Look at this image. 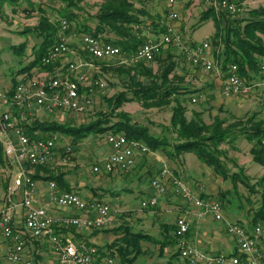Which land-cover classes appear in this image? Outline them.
Returning <instances> with one entry per match:
<instances>
[{"label":"built area","instance_id":"built-area-1","mask_svg":"<svg viewBox=\"0 0 264 264\" xmlns=\"http://www.w3.org/2000/svg\"><path fill=\"white\" fill-rule=\"evenodd\" d=\"M183 0H168L171 7ZM205 4L218 16L221 14L239 16L243 12V3L239 0H204ZM172 19L179 16L176 12L170 14ZM63 28L68 22L63 20ZM44 57V65L66 61L55 74L48 72L21 80L12 94L0 92V142L3 145L6 162L12 163L17 169L14 174V189L3 208L0 210V264H34V259L27 256V247L32 241H47L52 248L59 264H117L116 259L108 256L99 259L97 249L86 242L78 243L67 233L70 229L103 230L111 223V206L99 200L87 201L78 193L62 191L53 181L49 186V202L60 208L75 209L81 215H70L57 218L46 206L40 205L36 198V167L48 166L58 148V135L49 137L44 134L37 138L28 135L26 125L39 115L53 113L83 114L91 107L90 92L94 89L105 90L107 84L90 73L94 67L90 61L79 57L69 60L72 54L69 43L59 38ZM83 51L95 61H108L122 57V49L106 43L102 37L85 35L82 39ZM179 47L186 58L195 65H202L206 71L221 74V64L207 57L209 42L192 46L185 45L182 34L170 26L167 33L157 42H147L133 53L129 60L123 63L152 62L160 56L165 46ZM264 76V63L261 65ZM264 86V78L255 86ZM253 85L248 84L239 73L236 64H230L225 72L223 92L227 97L247 96ZM83 89V90H82ZM192 102H197L193 98ZM38 135V133H36ZM107 141L112 150L103 165H95V173L110 175L127 174L136 165L138 155L150 153L146 143L129 139L122 133L110 132ZM72 147L64 149L62 161L67 164L71 160ZM169 179V181L167 180ZM170 183V185H169ZM152 186L156 195L141 202V209L155 208L159 199L165 197L171 190L184 201L191 203L197 209L198 217L211 215L218 222H225L227 233L236 241L238 253H209L192 245L188 240L191 222L187 216L177 220L176 238L180 255L189 264H262L264 255L260 247L262 229L260 226L252 229L236 221L227 220L222 203L214 197H201L204 189L201 186L194 189L182 179L177 178L164 168ZM171 187V188H170ZM21 191L23 208V223L16 221L17 202L13 195Z\"/></svg>","mask_w":264,"mask_h":264},{"label":"rangeland","instance_id":"rangeland-1","mask_svg":"<svg viewBox=\"0 0 264 264\" xmlns=\"http://www.w3.org/2000/svg\"><path fill=\"white\" fill-rule=\"evenodd\" d=\"M130 1L134 3L136 10H139V16L142 15L141 17L148 18L146 20H149L150 17L154 16L153 14L155 13L153 10L155 0ZM102 3L103 0H85L80 3L81 9H74V12L77 14V18L71 22L66 20L68 22L67 29L63 28V18L59 14V10H62L64 8L63 4L61 3L51 2L50 0H16V5L12 3H5L0 5L1 80L3 81V79L6 78L8 86H12V80L15 77H18V75H20V70L29 65L34 60L35 55L33 46L35 43L41 42L42 40L37 36V33L34 31V28L42 22L43 18L49 19L50 22L54 23L58 27L57 37L66 39V41L69 43L71 50H74L72 46L74 42L75 44H77V41H75L77 36L79 37L81 33H84L80 31V29L84 28V24L95 25L97 23L95 17L98 14L100 5ZM192 3L193 2L190 1L188 3V6H191ZM50 4L57 7L58 11H54L50 7ZM168 7L172 11L175 9H181L180 3L175 5L174 7ZM142 13H144L146 16H143ZM241 14L239 16H235L233 18L228 19L231 22L244 21V23L256 18L264 20V0H245V2H243V12ZM224 20L225 19H223V21ZM89 30L92 31L91 28H89ZM215 30L216 29L214 21L212 18L201 19L199 17L189 23L188 27L186 28L185 35L187 38L189 37L190 39H193V41L203 42L204 40H213L215 36ZM86 34L89 35L88 32H86ZM72 35H75L74 39H71ZM257 35L261 37L264 44V34L262 32H257ZM41 44H39L37 48H40ZM22 45L24 46V51L22 53H16V51L12 48L13 46H17L20 48V46L22 47ZM212 46L215 56L223 52L224 44L216 45V42H213ZM256 57L262 65L264 63V57ZM67 58L73 60L74 56L69 55L67 56ZM214 58L216 60V57ZM122 60H124V58L120 57L110 61H104L107 63V70H104L103 68H101V66L98 65V63H101L103 61H91V63L94 64L97 70V73H94L95 76L98 79L103 80L107 84V88L105 90L94 89L92 92H90L89 96L91 97L92 104L87 112L83 114L63 112L59 113L56 116L54 115V117H51L49 119H54L62 123L72 122L73 125L78 126L96 121L103 114V117L105 115H109L110 112H112V110L114 109V100L119 96V94L128 90V88L125 87L126 85H124L126 77L116 72L115 70L121 66L136 67L141 63L134 62L125 64L122 62ZM176 60L178 61V68L175 70V73L171 75L170 78L173 84L182 87V84L184 85L187 82H190V78L181 73L182 71H186V68L189 67L190 62L187 60V58L186 60L182 61H180L179 58H176ZM145 67L152 70L154 76L160 75V59H157L152 62H145ZM141 80L144 84H149L150 81L149 78L146 77H141ZM18 81H20V79H18ZM260 81V75H254V78L250 82V84L253 85L251 93L247 96H242L244 97L243 100L245 101V109L240 114L238 119L246 120L249 117L253 116V114H257L258 118H256V120H259L262 119V117L264 116V90H260L261 86H255ZM0 92L4 93L5 91L3 88L0 87ZM129 96H132V94L130 93ZM194 97L197 98V102L192 103L191 101ZM173 106L174 105L172 104L166 105L162 108H146L144 104L139 101H131L123 103L121 107L114 112V114L123 112L131 118L132 124H135L137 127L139 126L148 128L150 132L157 137L166 136L170 141V145L165 151L159 149L156 152H150L148 154H143L139 156L142 161L144 160V162L143 169L138 170V174H140L145 168H149V171L146 172L143 176H141V179L155 178V175L158 176L160 172L166 167L170 171H172V173L177 178L182 179L195 189V187L198 186V182H196L195 180L196 178L191 176L193 179L189 180L187 177H185L187 176L186 171H182V169H185L184 166L186 165L190 168L195 167V165H197V167L203 166L204 170H211V173L206 172L202 178L204 182H208L206 191L210 194H213L216 190L217 193L213 194V197L218 196V194H225V205L228 204L233 206L231 207L230 211L228 205H226V208H228V210H225L226 208H224L223 205L224 210L227 212L226 214H228L229 217L231 216L230 218L232 220L236 222L240 221L242 222V224L243 221H251L254 215L256 214L257 210H259V208L262 207L264 204V166H260L259 163L254 162L256 166L260 167L257 170L254 169L250 171V175H247L244 170L242 172L241 170L236 168V171L241 174L243 179L247 178L249 180L250 186L248 187L245 183L239 182L237 183L238 185L235 187L234 182L231 180L232 175H229L230 178L228 180L223 179L222 176H220V173H222V170L220 168L219 170H216L215 166H208L195 153H180L181 157H179V155L175 156L174 158L171 157L168 154V151H173L172 145L174 144L176 134L172 132L171 128L167 129V127H169L171 123ZM187 106V115L189 118L192 117L193 112H201L203 120L208 124L213 123L217 118H226L229 120V123H232L235 120L232 119L230 115L225 113V109H223V107L225 106L222 107L221 105H219L218 102L213 103V99L208 100L205 97H200L197 94L191 98H188ZM110 117H112L114 121L117 120L116 115ZM45 119L48 118L43 117V120ZM108 133L109 132L105 134L92 133L88 137L83 138L76 143L77 145L80 144V148L87 155L86 157H82V155L78 156V163L82 167V171L84 173L91 175L92 167L95 162L98 161V159L96 158L106 156L107 153H109L107 148L111 150L107 141ZM52 134L58 135V138H63L64 140H62V143L64 141L66 143L67 141L72 146H75V144L72 143V138L68 135L61 133V131ZM252 146V142H250L245 136L239 134L236 139L232 140V143L225 142L223 145H221L218 154L221 157L222 162H224L232 172L233 167L238 165V162L241 161L247 163L249 160L252 159V154L250 152ZM95 150L97 153L98 151L101 153L98 157H96V154H93ZM3 157L5 160V154L3 155ZM65 167L70 168L68 167V165L64 166L63 168ZM72 168H74V170L76 169L75 167ZM12 175V170L8 166L6 167L0 162V202H2V198L11 191H9V187L11 182L13 181ZM215 175H219V178L217 179ZM233 210H235V212H232ZM241 217L246 220L239 219ZM121 220L122 218L117 221L120 222ZM154 221L155 223L153 224V226H146L142 225L141 222L138 220L137 222H139V224L136 223V227L138 226V228H141L143 226H146L144 227L146 232L153 235H159V229L156 226L160 221V216L156 217ZM212 223L214 222L212 221ZM258 226H260L262 229V235L260 237V247L264 255V222L260 223ZM152 263L166 264L165 262L162 263L161 257L157 256L152 261L147 260V257H141L138 259L136 264ZM34 264H36V260H34ZM38 264H40V262H38ZM262 264H264V260L262 261Z\"/></svg>","mask_w":264,"mask_h":264},{"label":"crops","instance_id":"crops-1","mask_svg":"<svg viewBox=\"0 0 264 264\" xmlns=\"http://www.w3.org/2000/svg\"><path fill=\"white\" fill-rule=\"evenodd\" d=\"M190 1H192L193 3L191 4V6H188V3ZM168 6V0H155L153 10L155 13L153 14L154 16L150 17L149 20H146L148 18L141 17L142 15H140L141 21L144 22L140 37L141 39L145 40V42L160 41L167 29L172 26L182 34L185 45L192 46L195 44H201L202 42L193 41V39H190L189 37L187 38L185 35V31L189 23L199 17L201 19L212 18L216 29V21L213 15H209L207 18H204L205 14L210 10L209 7L205 4L204 0H183L180 3L181 9L179 8L180 10H173V12H176L179 16L177 19H172L170 17L172 10ZM142 14L143 16H146L144 13ZM96 26L97 23L95 25L84 24V28L80 29V31L84 32L83 30L87 29L88 32H90L89 28H91L93 31V29L95 30ZM86 32L81 33L79 37L77 36L75 40L77 41V44H75L74 42L72 46L74 49L72 50L71 54L74 56L73 60H77V57H79L85 61H95L88 57V55H86V53L83 51L82 39L86 35ZM214 35L215 36L213 40L203 41L210 43V49H208L206 54L209 59H214L215 57L212 43L216 40V30ZM108 36L111 38H115V35L113 34H110ZM74 37L75 35H72L71 39H74ZM41 43L42 40L41 42L35 43L33 46V50ZM169 50L175 52L174 60L177 63V69L178 61L176 60V58H179V60L182 61L186 60V56L183 55L179 47L167 45L163 49L164 53L162 52V58L166 57V52ZM131 55L132 54L123 53L122 58H124V60H122V62L129 60ZM189 62V67L186 68V71H182L181 73L190 78V82H187L184 85L182 84V87L189 90L198 91L197 93L191 94L189 97L191 98L197 94L200 97H205L208 100L213 99V103L218 102L222 107L225 106L223 107V109H225V113L230 115V117L233 116L232 119L236 117L238 118L245 109V101L243 100L244 97H227L224 94L223 87L225 81V73L223 71L221 72V74L208 72L202 65H195L191 61ZM57 64L59 65L56 66L54 72L34 68L30 72H24L25 74L20 73L17 79H20V81L27 80L32 78L33 76L45 72L55 74L59 71L61 66L66 64V61L61 60L55 65ZM90 73L95 76V74L97 73L95 66L91 68ZM6 80L7 79L4 78L2 81L0 77V87L4 89V93H8L12 88V86H8ZM260 90H264L263 85H261ZM58 114L59 113L39 115L38 118L31 120V122L26 125V129H28V126H31V124L36 121L44 122L46 120H49L55 122L56 120H50L49 118L54 117V115L56 116ZM43 117H47L48 119L43 120ZM262 119H264V116L262 117ZM56 122L62 123L60 121ZM37 133L39 134V131H37ZM62 140L64 139L60 138V141L58 142V148L56 153L54 154L52 162L48 166H46L49 171L37 172L38 167L34 169V176H37L35 180L37 188L35 193L36 198L40 205L46 206L49 212L57 218H62L64 216L70 215H81V212L75 209L60 208L52 205L49 202V194L51 192L49 184L51 181H53L50 176L55 177L64 175L63 180L65 181V185L60 187L56 183V181H53L57 184L60 190L67 191L65 189L69 188V191L78 193L83 199L87 201L99 200L108 203L111 206L112 211L111 223L106 228H104L103 230L70 229L66 231L70 234V236H72L74 241L78 243L86 242L89 245L94 246L98 251L100 257L99 259H104L108 256H112L116 259L117 264H136L138 259L141 257H147V260L152 261L157 256L161 257L162 263L165 262L166 264H189L180 255V251L177 246V240L174 235V228H177V218L181 216H187L188 220L191 222V229L189 232L188 240L192 245L197 246L209 253H238L236 241L227 233L225 222H218L214 218H212L211 215L198 217L197 209L191 203L184 201L180 196L172 193L171 191L165 197H161L159 199L158 205L155 208H148L145 210L141 209V202L156 195V189L152 186V182L153 180L158 178L160 174L158 176L155 175V178L141 179V176L148 172L149 168H145L140 174H138V170L143 169L144 162V160L142 161V159L139 157L140 155L137 156L136 165L134 167L135 169L133 168L134 170L131 171L133 173L129 172L122 175H110L106 173H95L93 171V168L97 164L103 165L107 158L110 156L111 150L107 148L109 153H107V155L104 157H98L101 153L99 151L97 153L95 150L93 154H96V157H98L96 159H98V161H96L93 165L92 174L89 175L82 171V167L78 163V156H87L86 153L83 152V150L80 148V144H76L78 141L74 142L72 139V143L75 144V146H72L67 141L66 143L65 141L62 143ZM68 146L72 147L71 160L69 163L64 164L62 158L64 149ZM181 154H178L179 157H181ZM254 162L255 161L253 160V157L247 163L240 161L237 163L238 165L233 167V171L231 173L237 172L236 168H238L239 170H244L247 175H250V171L254 169L257 170L260 166H262L261 164L260 166H256ZM67 165L70 168H63ZM4 166H8L12 170L13 181L11 182L9 187V191L11 190L10 193L6 194L2 198V202H0V210L5 205L7 196H10L9 194H11L14 189V174L17 169L10 162H6ZM72 167H75L76 171ZM184 168L186 170L182 169V171H186L187 176L184 175L185 177H187L189 180L193 179L191 176L196 178L195 180L196 182H198V186L195 188H200L202 186L204 189V194L210 197H213L212 195L217 193L216 190L213 194L208 193L206 191L208 182H204L202 180L203 175L206 172L211 173V170H204L203 166L197 167V165L192 168L186 165L184 166ZM215 177L218 179L219 175H215ZM167 180L169 181V179ZM13 200L18 204L16 210V221L21 225L23 223V220L21 219L23 217V208L20 205V202L22 200L20 190L13 195ZM228 206L229 210L231 211V207L233 206ZM228 208H226L225 210H228ZM225 210V218L227 220L234 221L230 218L231 216L229 217V215L226 214L227 212ZM232 212H235V210H233ZM157 215L160 216V221L156 226L159 229V235H153L146 232L144 227L153 226V224L155 223L154 219L158 217ZM120 218H122V220L118 222L117 220H119ZM239 219L246 220L242 217ZM138 220L142 225L146 226H143L141 228H138V226L136 227V223L139 224V222H137ZM212 221L214 223H212ZM243 223L247 228L252 229L249 225L248 220L243 221ZM128 229L134 233L148 234L150 235V239L140 241L132 240L129 244V242L124 241V234ZM164 230L165 232H163ZM134 245H136V248L133 250ZM120 248H122L125 252L120 251ZM27 256H31V258L36 260V264H38V262H40V264H59L52 252L51 245L47 241H32L31 243H29L27 247Z\"/></svg>","mask_w":264,"mask_h":264},{"label":"trees","instance_id":"trees-1","mask_svg":"<svg viewBox=\"0 0 264 264\" xmlns=\"http://www.w3.org/2000/svg\"><path fill=\"white\" fill-rule=\"evenodd\" d=\"M15 1L16 0H0V5L5 3L16 5ZM50 1L63 4L64 8L59 10V14L63 20L71 22L77 18L74 9H81L80 3L85 0ZM244 1L245 0H239L240 4ZM50 7L54 11H58L57 7L52 4H50ZM138 12L139 10H136L134 3L130 0H103L98 14L95 17L97 20L95 30L88 32V30L85 29L83 31H87L89 35L95 37H102L106 43L120 47L123 53L133 54L140 46L147 43L140 37L144 22L141 21ZM209 15H213L216 21V45L224 44L223 52L215 56L216 60L222 66V71L225 73L230 64H236L239 68L240 75L248 84H250L254 75L259 74L261 79L264 78L261 72V62H259L256 57H264L263 40L257 35V32H262L264 34V20L256 18L245 23L244 21L231 22L228 18H233L234 16L225 14L218 16L212 9L205 14L204 18H207ZM223 19L225 20L223 21ZM34 31L37 33V36L42 39V44L40 48H34V60L21 69L20 73L30 72L34 68L54 72L56 66L59 64L44 65L43 59L48 55L50 49L60 41L57 37L58 27L50 22L49 19L43 18L42 22L34 28ZM166 33L167 31L165 34ZM110 34L115 35V38L109 37L108 35ZM23 47L22 45L20 48L17 46H13L12 48L16 53H22L24 51ZM163 53L155 59H160V75L157 76H154L153 71L145 67V62L143 63V61L136 67L121 66L116 70L113 69L126 77L124 85H126L125 87H127L128 90L119 94L114 100V109L109 115L103 117V114L101 115L103 118L100 116L96 121L78 126L73 125L71 122L59 123L49 120L44 122L36 121L31 124V126H28V135L32 138H37L42 134L49 137L53 135L52 133L61 131V133L70 136L74 142H77L88 137L92 133L105 134L107 132H114L122 133L129 139H136L146 143L151 152H156L159 149L165 151L170 145L168 137H157L153 135L148 128L137 127L135 124H132L131 118L123 112L118 114H114V112L118 110L123 103L131 101H139L143 103L146 108H162L166 105L173 104L171 123L167 129L171 128L172 132L176 134V138L172 145L173 151H168V154L174 158L180 153H195L208 166H215L216 170L220 168L222 170L220 176H222L223 179L228 180L230 178L229 175H232L231 180L234 182L235 187L239 182L245 183L249 187V180L247 178L243 179L239 172L231 173L229 167L222 162L218 151L225 142L232 143V140L236 139L239 134L244 135L253 144L250 151L253 160L264 166V120H256L258 116L257 114H253V116L246 120L233 118L235 119L234 122L229 123V120L226 118H217L213 123L208 124L203 120L201 112H193L192 117L189 118L187 115V101L191 94L197 93L198 91L189 90L173 84L170 77L175 73L177 67V63L174 60L175 52L172 50L167 51L165 58H162ZM106 64L107 63L104 61L98 63L104 70H107ZM141 77L149 78V84H144ZM12 83V88L8 94H12L18 85L19 81L17 77L12 80ZM130 93L132 96H129ZM114 115L117 116V120L115 121L110 117ZM37 131H39L38 135L36 134ZM3 155V145L0 142V162L4 165L6 160H4ZM41 171H49V169L46 167H38L37 172ZM241 171L243 172V170ZM63 176L64 175L50 177L61 187L65 185ZM33 178L36 180L37 176H33ZM65 190L69 191V188ZM201 197L206 198L209 196L202 193ZM214 198H217L222 203V206L224 205V208L228 205H225L224 202L225 194H218V196H214ZM262 222H264V204L257 210L252 220L249 221V225L251 228H254ZM238 223L242 224L240 221H238ZM242 225H244V223ZM174 229L176 232V228ZM163 232H165V230ZM174 235L176 238V234ZM149 236L150 235L144 233H134L128 229L124 234V241L130 244L132 240L140 241L150 239ZM135 248L136 245L133 246V250ZM120 251L124 250L120 248Z\"/></svg>","mask_w":264,"mask_h":264}]
</instances>
